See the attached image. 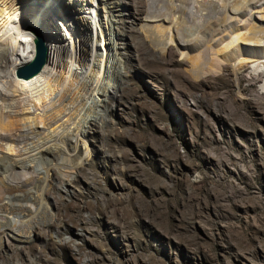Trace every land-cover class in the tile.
Here are the masks:
<instances>
[{
    "label": "rangeland",
    "instance_id": "1",
    "mask_svg": "<svg viewBox=\"0 0 264 264\" xmlns=\"http://www.w3.org/2000/svg\"><path fill=\"white\" fill-rule=\"evenodd\" d=\"M34 2L29 6L35 10L49 7ZM89 4L62 5L82 11L77 31L89 26ZM148 7L146 0H101L99 17L128 22L119 29L127 36L115 34L110 51L123 59L126 75L111 72L107 78L118 94L108 99L105 123L94 112L99 126L78 142L68 137L79 145L83 165L71 170L72 162L61 158L66 154L56 152L53 163L60 168L54 167L45 185L47 204L41 208L53 214L52 223H36L25 239L18 228L12 233L0 227V264H264L261 85L236 75L227 63L206 74L205 48L200 60L185 59L172 43L173 30L155 27L145 34L140 27L153 17ZM258 37L241 44L243 56L263 57L264 38ZM95 38L92 45L102 38L100 29ZM89 115L77 118L82 124ZM31 164L41 177L46 174V164Z\"/></svg>",
    "mask_w": 264,
    "mask_h": 264
},
{
    "label": "bare ground",
    "instance_id": "2",
    "mask_svg": "<svg viewBox=\"0 0 264 264\" xmlns=\"http://www.w3.org/2000/svg\"><path fill=\"white\" fill-rule=\"evenodd\" d=\"M65 1L0 0V227L12 233L18 228L20 234H24V239L30 237L36 223L50 224L53 221V214L47 209L41 211V208L47 204L48 187L45 185L54 176V167L60 166L53 163L59 158L56 159V152L66 154L65 158H61L66 164L72 162L71 170L83 165V158L76 153L79 145L67 142L68 137L73 136L78 142V137L83 138L91 126H99L96 123L98 117L92 119L94 112L102 115V122L105 123L108 99L118 94L117 88L107 78L111 72L119 77L126 75L123 59L112 57L110 51L115 34L127 36L119 29H123L121 25L128 22L111 16H106L104 20L98 16L101 0H90V4L84 7L89 26L77 31L74 25L79 22L82 11L72 13L69 8L63 9ZM146 1L153 17L148 15L140 27L145 34L153 32L155 27L159 31L164 28L170 32L173 30L172 43L180 48L185 59L193 55L201 59V55L207 51V59H203L206 60L203 67L206 74L221 71L223 64H230L236 75L253 80L257 86L261 85L259 90L264 98V55L256 61L257 58L253 60L240 53L241 44L251 39L249 35H255L256 40L257 35L264 38V0ZM33 2L49 7L35 10L29 6ZM254 11L262 13L256 15ZM167 19L169 26L165 27L162 22ZM31 27L39 28L45 36L49 59L41 74L27 80L18 78L16 72L35 56ZM98 29L102 32V38L92 45L91 40L96 39ZM184 31H189L190 39L178 40L185 34ZM225 34L232 36L230 40L224 41L230 37H225ZM213 38H217L215 44L211 42ZM251 40L256 42L254 36ZM258 43L261 45L260 41ZM201 48H205L204 53ZM16 94L23 99L18 100ZM84 111L91 113V117L89 115L81 124L77 117ZM39 126L42 131H37L38 134L31 131ZM31 135L32 138H29ZM36 135L40 137L36 138ZM25 140H31L30 144ZM51 141L53 145L49 144ZM85 152L89 158L88 150ZM35 159L43 163V166L40 164L42 167L47 165L43 177L37 169L31 170L34 167L31 163ZM30 186L36 189L35 195L31 192L33 189L27 190ZM17 193L23 194L24 199L15 196Z\"/></svg>",
    "mask_w": 264,
    "mask_h": 264
},
{
    "label": "water",
    "instance_id": "3",
    "mask_svg": "<svg viewBox=\"0 0 264 264\" xmlns=\"http://www.w3.org/2000/svg\"><path fill=\"white\" fill-rule=\"evenodd\" d=\"M34 34L36 53L34 58L17 69L16 75L21 79H32L43 71L48 63L49 49L46 45L45 36L39 28H30Z\"/></svg>",
    "mask_w": 264,
    "mask_h": 264
}]
</instances>
